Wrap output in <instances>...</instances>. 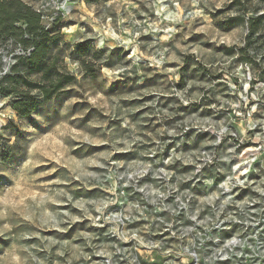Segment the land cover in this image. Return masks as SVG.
I'll return each mask as SVG.
<instances>
[{
	"label": "clouds",
	"instance_id": "obj_1",
	"mask_svg": "<svg viewBox=\"0 0 264 264\" xmlns=\"http://www.w3.org/2000/svg\"><path fill=\"white\" fill-rule=\"evenodd\" d=\"M0 264H264V0H0Z\"/></svg>",
	"mask_w": 264,
	"mask_h": 264
}]
</instances>
